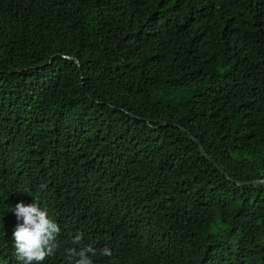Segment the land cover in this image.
Here are the masks:
<instances>
[{"label":"trees","instance_id":"1","mask_svg":"<svg viewBox=\"0 0 264 264\" xmlns=\"http://www.w3.org/2000/svg\"><path fill=\"white\" fill-rule=\"evenodd\" d=\"M189 133L264 179V0H0V264L35 201L43 264H264V183Z\"/></svg>","mask_w":264,"mask_h":264},{"label":"clouds","instance_id":"2","mask_svg":"<svg viewBox=\"0 0 264 264\" xmlns=\"http://www.w3.org/2000/svg\"><path fill=\"white\" fill-rule=\"evenodd\" d=\"M44 187V185H41ZM18 223L12 233L15 259L19 264H43L54 256L61 245L59 242L60 226L49 217L48 209L41 207L38 201L31 204L17 203L11 209ZM83 234L73 238V244H80ZM66 254L75 258L74 264H93L97 249L91 245L80 248H67ZM100 255L110 257L112 251L108 247L100 250Z\"/></svg>","mask_w":264,"mask_h":264},{"label":"water","instance_id":"3","mask_svg":"<svg viewBox=\"0 0 264 264\" xmlns=\"http://www.w3.org/2000/svg\"><path fill=\"white\" fill-rule=\"evenodd\" d=\"M65 58L71 59V58H69V57H65ZM73 62H74L75 64H77V62H76L75 60H73ZM189 134H190V133H189ZM190 136L195 140V142L198 143V145H199V147H200V152H201L202 156H203L207 161H209V162H211L212 164H214V166H215L216 168H218V169L220 170V172H221L222 174H224L225 177H226L229 181H231V182H233L234 184H237V185H239V186L246 185V184H251V183H253V182H261V183H264V179L256 180V181H251V182H246V183L236 182V181L232 180L228 175H226V174L220 169V167H218V165L216 164V162L204 152V150H203L201 144L198 142V140L196 139V137L193 136V135H191V134H190Z\"/></svg>","mask_w":264,"mask_h":264}]
</instances>
